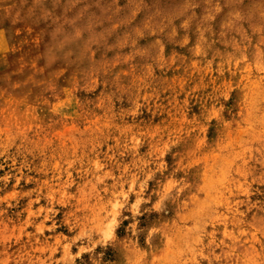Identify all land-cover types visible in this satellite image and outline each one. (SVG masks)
Masks as SVG:
<instances>
[{
	"label": "rangeland",
	"instance_id": "374dc122",
	"mask_svg": "<svg viewBox=\"0 0 264 264\" xmlns=\"http://www.w3.org/2000/svg\"><path fill=\"white\" fill-rule=\"evenodd\" d=\"M0 264H264V0H0Z\"/></svg>",
	"mask_w": 264,
	"mask_h": 264
}]
</instances>
